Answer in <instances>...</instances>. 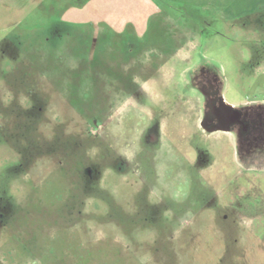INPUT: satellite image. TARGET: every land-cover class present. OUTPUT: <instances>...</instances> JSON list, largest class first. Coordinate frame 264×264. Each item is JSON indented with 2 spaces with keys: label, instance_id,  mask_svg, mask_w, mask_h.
<instances>
[{
  "label": "rangeland",
  "instance_id": "rangeland-1",
  "mask_svg": "<svg viewBox=\"0 0 264 264\" xmlns=\"http://www.w3.org/2000/svg\"><path fill=\"white\" fill-rule=\"evenodd\" d=\"M107 4L0 32V264H264V143L207 129L195 78L264 111L261 12Z\"/></svg>",
  "mask_w": 264,
  "mask_h": 264
},
{
  "label": "crops",
  "instance_id": "crops-1",
  "mask_svg": "<svg viewBox=\"0 0 264 264\" xmlns=\"http://www.w3.org/2000/svg\"><path fill=\"white\" fill-rule=\"evenodd\" d=\"M112 0H0V32L7 31L8 35L18 34L20 29H25L28 26L34 25V23L26 25H21V21L25 20H36L39 11L37 8L40 5H45L44 12H47L50 20L56 18V20L61 21L62 32L64 35H67L69 29V23L76 24L81 19H84V4L93 6L96 3L103 2L108 3ZM188 3L196 4H207V5H216L219 10V15H226L227 17L238 19L248 12L257 9L261 12L260 15L262 18L261 22L264 25V0H187ZM107 4V5H108ZM60 5L59 11H57L56 6ZM99 5V4H97ZM108 15H111L108 13ZM87 17V16H86ZM263 65V66H261ZM260 66L264 68V64ZM255 66V65H253ZM226 83V81H224ZM264 84V79L262 80ZM221 87L220 91H224V88ZM238 89V88H237ZM235 89V90H237ZM221 100L227 106L231 108L239 107L235 106L234 103H230L223 98L221 94ZM225 101V102H224ZM216 130V129H215ZM221 133L230 134L231 136L237 137L235 132L229 129H218ZM235 134V135H234ZM238 141H240L238 136Z\"/></svg>",
  "mask_w": 264,
  "mask_h": 264
},
{
  "label": "flooded vegetation",
  "instance_id": "flooded-vegetation-1",
  "mask_svg": "<svg viewBox=\"0 0 264 264\" xmlns=\"http://www.w3.org/2000/svg\"><path fill=\"white\" fill-rule=\"evenodd\" d=\"M195 78L206 95L204 125L207 129L224 128L235 132L243 148L249 143L257 146L264 143V111L225 107L215 76L205 72Z\"/></svg>",
  "mask_w": 264,
  "mask_h": 264
},
{
  "label": "water",
  "instance_id": "water-1",
  "mask_svg": "<svg viewBox=\"0 0 264 264\" xmlns=\"http://www.w3.org/2000/svg\"><path fill=\"white\" fill-rule=\"evenodd\" d=\"M223 105L225 106V107H229V106H227L225 103H223ZM231 108V107H230Z\"/></svg>",
  "mask_w": 264,
  "mask_h": 264
}]
</instances>
